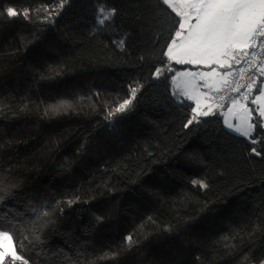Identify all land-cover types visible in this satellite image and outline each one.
Wrapping results in <instances>:
<instances>
[{"label": "trees", "instance_id": "1", "mask_svg": "<svg viewBox=\"0 0 264 264\" xmlns=\"http://www.w3.org/2000/svg\"><path fill=\"white\" fill-rule=\"evenodd\" d=\"M7 6L42 9L0 15V228L29 264H261L264 158L221 113L184 127L194 102L154 77L172 28L159 0ZM100 7L116 10L103 25ZM136 84L131 111L109 117ZM57 100L71 107L45 114Z\"/></svg>", "mask_w": 264, "mask_h": 264}, {"label": "snow or ice", "instance_id": "2", "mask_svg": "<svg viewBox=\"0 0 264 264\" xmlns=\"http://www.w3.org/2000/svg\"><path fill=\"white\" fill-rule=\"evenodd\" d=\"M159 4L170 18L172 28L167 37L165 50L161 52V55L166 57L165 66L163 69L157 68L154 77L167 81L171 76L175 87L181 90L179 94L186 97V100L179 102L195 101L194 107L189 105L191 115L184 127L198 125L202 122L201 118L219 117L220 114L213 109V103H209L214 100L209 93L214 88L217 92L222 90L221 87H216L217 84H232V91L239 93L243 101L256 107H250L249 103H241V99H233L232 107L228 111L238 119L239 123L234 125L230 120L225 119L224 124L227 130L245 138L250 145L251 155L264 158V79L259 80L260 86H257V79H251L246 85L240 84L237 81H230L229 78L234 72L228 71L237 68L247 58L252 57L253 59H247L249 69L238 68L243 79L242 74L256 66L254 59L258 55L256 49L264 50V0H159ZM60 6L62 7L63 4L61 3ZM46 9L47 6H44L43 10ZM41 10L7 6L0 15L9 19L23 16L25 20L30 21L31 13ZM97 13V23L103 25L114 18L116 10L100 7ZM173 65L182 66L183 70L174 71ZM257 70L264 77V63H261ZM44 78L45 76L41 74L40 79ZM198 80L203 81V86L208 91L198 90ZM141 88L140 84L130 85L129 97L109 110V117L131 111V106ZM242 88L246 91L241 92ZM220 99L223 100L224 97L221 96ZM237 106L238 111L234 112L233 109H237ZM69 107H71L70 101L57 100L45 106V114H59ZM217 107L223 108L225 105L219 104ZM254 112L258 113L255 117ZM193 184L205 190L209 187L203 180L193 181ZM43 215L48 213L45 212ZM146 222L154 223L152 217H147ZM9 223L11 228H16L11 221ZM140 227L142 229L144 225ZM165 231L171 232L172 229L166 228ZM14 235V231L0 228V264H5L7 260H10L11 264H16L17 261L21 264H29L18 251V242L14 240ZM223 239L226 241L228 238ZM123 243L125 247L131 249L138 241L133 234H129L124 238ZM20 245L22 248V242ZM225 247L231 246L226 243ZM115 256V252L105 253L98 259H114ZM261 264H264V261H261Z\"/></svg>", "mask_w": 264, "mask_h": 264}, {"label": "built area", "instance_id": "3", "mask_svg": "<svg viewBox=\"0 0 264 264\" xmlns=\"http://www.w3.org/2000/svg\"><path fill=\"white\" fill-rule=\"evenodd\" d=\"M256 51L258 52V55L254 58L256 66L252 67L250 70L244 72L242 74L244 78L241 79V73H239L238 68L239 67H243L245 69H249V64L247 63V59H253L252 57L247 58L246 61L242 65L237 66V68L230 69V71L234 72V75L229 78L230 81H237L240 84H245L246 85L247 83L251 82V79H255L256 74H257L256 73L257 72V68L261 64V62L264 61V50H261L260 48H257ZM232 87H233L232 84L223 85L222 90L216 93V96H215L216 105H219V104L225 105V107L219 108L220 110L225 109L229 105H231V101L233 99H241V103H247V102L243 101L242 98H240V94L239 93H236V92L232 91ZM244 91H246V89L242 88L241 92H244ZM221 96L224 97L223 100L220 99Z\"/></svg>", "mask_w": 264, "mask_h": 264}, {"label": "crops", "instance_id": "4", "mask_svg": "<svg viewBox=\"0 0 264 264\" xmlns=\"http://www.w3.org/2000/svg\"><path fill=\"white\" fill-rule=\"evenodd\" d=\"M181 70H183V69H181ZM181 70H177V71H181ZM203 70L207 71L208 69H203ZM221 71H224V70H221ZM263 79H264V77H263ZM209 83H213V81H209ZM197 86H198V90L201 91V92L208 91V89L203 86V81H199L198 80L197 81ZM172 87H173L174 94H175L174 96H175V98L177 100L186 99V97H184L182 94H179L181 90H178L175 87V84L173 83V81H172ZM216 87H222V85L217 84ZM214 93H215V88L209 94H210V96L214 97ZM193 102H194V105H195V101L194 100H193ZM209 103H213V109H214L215 112L221 113L224 116V118L226 117V111H224V110L223 111H219L218 108H217V105L214 103V101H209ZM249 106H251V105L249 104ZM253 107H256V106L253 105ZM235 111H238V107H237V109H235ZM238 122H239L238 119L235 117V124H237Z\"/></svg>", "mask_w": 264, "mask_h": 264}, {"label": "rangeland", "instance_id": "5", "mask_svg": "<svg viewBox=\"0 0 264 264\" xmlns=\"http://www.w3.org/2000/svg\"><path fill=\"white\" fill-rule=\"evenodd\" d=\"M232 107V104L230 106H228V108H226L224 111H226V117L224 118L225 119H228L230 120L234 125H235V117L232 115V113H230L228 111L229 108ZM238 107V106H237ZM233 111L235 112V109H233ZM239 123V122H238Z\"/></svg>", "mask_w": 264, "mask_h": 264}]
</instances>
